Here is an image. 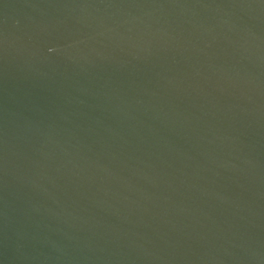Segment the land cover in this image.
<instances>
[{"label": "water", "instance_id": "water-1", "mask_svg": "<svg viewBox=\"0 0 264 264\" xmlns=\"http://www.w3.org/2000/svg\"><path fill=\"white\" fill-rule=\"evenodd\" d=\"M0 264H264V0H0Z\"/></svg>", "mask_w": 264, "mask_h": 264}]
</instances>
